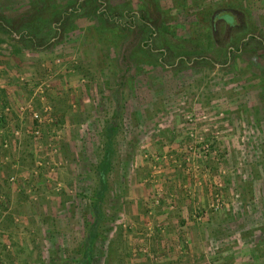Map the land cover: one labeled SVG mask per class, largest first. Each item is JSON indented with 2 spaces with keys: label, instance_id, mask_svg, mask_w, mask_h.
<instances>
[{
  "label": "rangeland",
  "instance_id": "rangeland-1",
  "mask_svg": "<svg viewBox=\"0 0 264 264\" xmlns=\"http://www.w3.org/2000/svg\"><path fill=\"white\" fill-rule=\"evenodd\" d=\"M111 123L89 264H264V0H0V264L88 254Z\"/></svg>",
  "mask_w": 264,
  "mask_h": 264
},
{
  "label": "trees",
  "instance_id": "trees-1",
  "mask_svg": "<svg viewBox=\"0 0 264 264\" xmlns=\"http://www.w3.org/2000/svg\"><path fill=\"white\" fill-rule=\"evenodd\" d=\"M76 8H74L73 10H75ZM72 10V11H73ZM72 11L69 10L67 11V13L72 14ZM102 15H105V12H101ZM231 20L230 18L227 19V21ZM46 26V28H45ZM44 26V33H47L50 30V24L47 25V23ZM38 27V22H35V28ZM154 32L151 31V35H153ZM24 42H32L31 37H28V39H23ZM239 51V49H237ZM116 132L115 126L111 123L107 126L106 128V138H105V154H104V158L102 160V162L99 164L98 170H99V179H100V184H99V188L96 190L95 192V213H96V217H95V221L90 225L89 227V233L88 236L86 237V242H85V251L88 252V254H85V257H83L78 264H89V260H90V256H89V252L92 249V245L94 243V240L96 239V236L98 234V226H99V222L102 219V211H101V201L105 192V181H104V176L105 173L107 172L108 166L110 164V160H111V152H112V139L114 137V134Z\"/></svg>",
  "mask_w": 264,
  "mask_h": 264
},
{
  "label": "built area",
  "instance_id": "built-area-1",
  "mask_svg": "<svg viewBox=\"0 0 264 264\" xmlns=\"http://www.w3.org/2000/svg\"><path fill=\"white\" fill-rule=\"evenodd\" d=\"M37 117V115H35Z\"/></svg>",
  "mask_w": 264,
  "mask_h": 264
}]
</instances>
